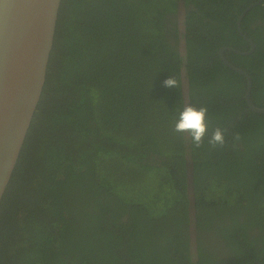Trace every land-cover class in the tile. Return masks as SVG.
Segmentation results:
<instances>
[{"label":"trees","instance_id":"16d2710c","mask_svg":"<svg viewBox=\"0 0 264 264\" xmlns=\"http://www.w3.org/2000/svg\"><path fill=\"white\" fill-rule=\"evenodd\" d=\"M179 1L60 0L39 101L0 199V264H264V112L248 109L244 76L217 54L249 48L236 19L255 0H181L184 55L170 40ZM240 29L254 50L223 55L248 73L262 107L264 0ZM181 68L189 104L207 107L208 135L222 129L223 147L206 136L196 149L172 131ZM170 76L178 88L163 86Z\"/></svg>","mask_w":264,"mask_h":264},{"label":"water","instance_id":"95a60500","mask_svg":"<svg viewBox=\"0 0 264 264\" xmlns=\"http://www.w3.org/2000/svg\"><path fill=\"white\" fill-rule=\"evenodd\" d=\"M60 0H0V199L9 182L45 80L46 66L52 46ZM248 4L237 15V32L249 42L247 50L222 46L217 54L229 69L244 76V100L248 109L263 113L264 106H255L250 99V76L242 68L230 63L224 50L238 54L253 51L254 43L240 29L239 23ZM178 52L185 54V40ZM183 106L189 104L188 80L181 68ZM186 181L189 191V217L193 238V197L191 196V162L186 161ZM194 253L195 244L191 241Z\"/></svg>","mask_w":264,"mask_h":264},{"label":"clouds","instance_id":"9594fccd","mask_svg":"<svg viewBox=\"0 0 264 264\" xmlns=\"http://www.w3.org/2000/svg\"><path fill=\"white\" fill-rule=\"evenodd\" d=\"M164 87H179V81L170 76L163 81ZM208 109L206 106L194 107L186 104L182 110H179L174 116V123L172 131L174 133L184 134L190 138L192 146L199 149L205 144V137L207 136V145L216 148L223 147L225 144L224 132L219 127L215 128L210 135H208V125L206 123ZM241 136L237 132L233 135V142L240 141Z\"/></svg>","mask_w":264,"mask_h":264},{"label":"flooded vegetation","instance_id":"af4514ba","mask_svg":"<svg viewBox=\"0 0 264 264\" xmlns=\"http://www.w3.org/2000/svg\"><path fill=\"white\" fill-rule=\"evenodd\" d=\"M263 0H255V1H253V2H250V3H254V5H256V4H258V3H261ZM249 3V4H250ZM178 6H177V10H176V13L173 15V17H172V20L174 21V27H175V29H176V35H175V37H171V42H174V43H176V48L178 49V46H180L181 45V43L180 42H183L184 43V40H185V34H184V32H185V25H184V21H185V14H184V6H183V4H182V1L180 0L179 2H178V4H177ZM248 5V4H247ZM246 5V6H247ZM253 5V6H254ZM245 6V7H246ZM190 7V6H189ZM244 7V8H245ZM252 7V6H251ZM250 7V8H251ZM249 8V9H250ZM248 9V10H249ZM239 26H240V23H239ZM242 32V31H241ZM243 33V32H242ZM239 34V33H238ZM244 34V33H243ZM240 35V34H239ZM245 35V34H244ZM241 36V35H240ZM242 37V36H241ZM243 38V37H242ZM244 39V38H243ZM245 40V39H244ZM245 41H247V40H245ZM248 42V41H247ZM248 44H249V42H248ZM222 47V46H221ZM254 48H255V44H254ZM254 50V49H253ZM225 57V56H224ZM234 65V64H233ZM246 103V102H245ZM263 107V106H262ZM252 111V110H251ZM193 239V238H192ZM212 240V241H211ZM207 245L208 246H213V245H217L216 247L217 248H220V249H222V252H224V251H226L227 250V248L226 247H223V246H221L222 244L220 243V240H219V238L218 237H213V236H211V233H208V235H207ZM214 247V246H213ZM217 248H215L214 247V250L216 251V252H219L218 254H220V255H223V253H221V251L220 250H218ZM225 257V256H224Z\"/></svg>","mask_w":264,"mask_h":264}]
</instances>
